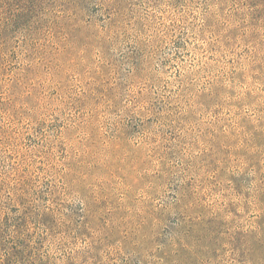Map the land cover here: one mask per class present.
<instances>
[{"label":"rangeland","instance_id":"rangeland-1","mask_svg":"<svg viewBox=\"0 0 264 264\" xmlns=\"http://www.w3.org/2000/svg\"><path fill=\"white\" fill-rule=\"evenodd\" d=\"M0 264H264V0H0Z\"/></svg>","mask_w":264,"mask_h":264}]
</instances>
